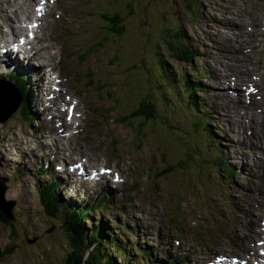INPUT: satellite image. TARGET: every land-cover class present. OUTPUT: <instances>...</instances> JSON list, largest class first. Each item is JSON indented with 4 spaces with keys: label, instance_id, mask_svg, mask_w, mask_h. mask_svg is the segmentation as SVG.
Wrapping results in <instances>:
<instances>
[{
    "label": "rangeland",
    "instance_id": "rangeland-1",
    "mask_svg": "<svg viewBox=\"0 0 264 264\" xmlns=\"http://www.w3.org/2000/svg\"><path fill=\"white\" fill-rule=\"evenodd\" d=\"M65 1L70 4L64 6L62 2L56 9L68 20L63 29H56L58 38L74 29L79 32L76 37L80 43L71 46L74 53L58 55L54 61H59L60 69L68 67V79L73 86H69L73 93L71 107L79 100L74 108L78 109L84 126L75 136L84 140V134H94L95 141L89 145L91 153L100 154L103 162L120 166L118 171L123 177L115 175L117 178H111L106 185L94 187L87 182L74 191L75 185L67 184V176L56 169L55 163L49 167L54 159L50 157V149L42 146L50 139L47 136L44 141L37 139L43 128L47 131L43 114L40 116L41 107L30 102L29 109L25 105L29 113L22 114L21 91L30 97V83L26 80L22 85L17 80L15 84L0 77L7 91L11 83L20 90L19 94L18 91L11 94L13 102L7 95L0 100L18 105L5 121L0 120V156L10 159L9 163L0 159V186L5 187L4 199L13 201L15 214L11 226L0 221V264H60L63 259L72 264L70 258L76 254L72 240L68 239L62 221L42 209L38 197L39 190L49 186L51 180L56 182L54 192L60 198L58 201L67 205L66 210L75 207L86 211L87 226L92 221L100 223L125 247L128 259L135 257L141 261L144 250L137 249L138 243L155 257L148 264H207V257L214 250L217 254L223 249L241 251L238 240L231 234L232 224L258 242L257 235L247 230L245 207L257 224V233L262 231L264 172L254 173L260 167L257 147L261 143L243 117L246 98L242 88L236 87L242 93L232 96L219 75L239 64L234 62L237 58L250 64L257 74L263 70L260 101L264 111V20H260L264 16V0ZM102 12L109 15L118 12L121 16L118 25L124 27L123 33L114 35L110 28L113 25ZM234 24L249 27L251 39H243V35L235 32ZM177 28L196 53L191 62L177 60L165 48L163 38L169 39ZM252 39L259 43L254 44ZM248 41L252 44L246 45ZM157 51L166 62L164 67L177 81L184 76L190 84L196 79L201 85L191 90L205 104V126L219 150L211 146L207 131L193 125L196 114L187 106V93L181 91V98L175 99L168 87L162 85L155 59ZM35 55L24 58L27 65L39 68L34 63L38 60ZM10 76L17 79L14 72ZM87 79L91 84H85ZM158 85H162L161 91ZM172 85L180 88L177 82ZM74 87L78 88L76 92ZM150 99H154L158 109L159 118L154 122L135 114L125 116L135 111L140 101ZM0 108L7 109L4 105ZM5 114L0 110L1 118ZM30 133L33 138H26ZM13 134L20 139L19 144L15 139L8 145L7 139L11 140ZM30 148L32 153L24 157ZM70 153L73 154L70 162L78 163V156ZM216 156L224 166L219 165ZM17 169L23 173L17 174ZM236 215L241 220L235 221ZM92 248L93 245L90 253ZM111 255L117 264L126 260L117 251Z\"/></svg>",
    "mask_w": 264,
    "mask_h": 264
},
{
    "label": "bare ground",
    "instance_id": "bare-ground-1",
    "mask_svg": "<svg viewBox=\"0 0 264 264\" xmlns=\"http://www.w3.org/2000/svg\"><path fill=\"white\" fill-rule=\"evenodd\" d=\"M62 2L64 3V6H68L70 4V2L65 1V0H59V1H56V0H0V4H1L0 5V77H5L8 80L14 81L15 84H17V80L22 85L24 81H25L24 84H26V80L30 83L32 92H31L30 97L28 95V98L26 99L27 107L29 109L28 103L30 102H31L30 105L35 104L36 107L37 106L41 107L40 116L43 114L42 121H43V124L46 125V130H47L45 131L43 128V132H40V134L38 135V138L37 137L36 138L44 141L45 140L44 137L47 136L48 139H50L49 141L44 142L42 146L43 148H47V150L50 149L51 151L50 157L54 159L53 161L49 162V167H51V165L55 163L57 165L56 169L61 170L67 176V179H68L67 184L75 185L73 187H74V191H76L84 187V185L87 182H90V184H92L93 187L97 185L99 186L100 184L106 185V182L108 183V181L111 180V178H115V179L117 178V176L115 177V175L122 176V174L121 172L118 171L120 166L111 165L110 163L107 162V160L106 162H103L102 156L100 154L91 153L92 150L89 145H91L95 141L94 134L92 133L84 134V140L77 139L75 136L76 133L78 132V129L81 130V128H83L84 126V122L81 119H79L80 114H79L78 109L74 108L79 105V100L73 105V108H72L71 105L73 102L70 98H71V95H73V93H70L69 91L70 80L68 79L69 75H67V70H66L68 67L67 68L62 67L60 69V66L58 64L59 61L55 62L54 58L56 59L58 55L61 56L64 53H68V55L70 53H74V49H72L71 46L72 45L76 46L78 43H80L79 37H78L80 35L78 31L74 29L71 30L69 28V30L71 31L66 33L65 37L60 36V40H59L58 38L59 34L57 35V32L60 28L63 29V27L65 26L63 23H65L66 19L64 20V18L61 16V13L56 12V9H57V6H59V4H61ZM3 6H6V9L2 8ZM35 11L38 12V15H35ZM76 17H79V16H76ZM260 20H264V16L261 17ZM3 24H5V27H6L5 29L3 28L4 27ZM57 28L59 29L56 30ZM232 28L235 29V32H238L239 35H243L244 37L243 39L245 38L247 39V37L251 39L250 36L252 34V30L249 27L244 26L242 24L241 25L234 24ZM7 34H10L9 38H7ZM260 34H258V36ZM76 35L78 36L76 37ZM25 40L30 44L33 52H35L39 56V59H41L38 61V63H36V64H41V67L34 68L32 66H29L27 65V61L24 57H19L17 54H13V49H11V47H17V50H18V47L22 48V46L25 44L24 43ZM252 41L254 40L252 39ZM19 43H20V46H19ZM253 43L258 44L259 41L258 42L254 41ZM16 44L17 46H15ZM247 44L251 45L252 42L248 41L246 45ZM26 49L30 50L28 46ZM238 56L235 55V57H238ZM247 58L248 57H245V59ZM234 62H239V64H235V66H232L231 68H229L228 73L225 72L223 75H219V76L221 80H223L225 84L224 85L225 88H228L227 92L231 94L232 96L238 97L237 95H240L242 93L237 88L239 89L242 88L241 90L245 93L246 104L242 106L245 109L243 117L247 118L248 126L252 127L251 131L255 132V135H257V138L259 139V143H261L260 148L256 146L260 153V160H259L260 167L254 173H258V171L264 172V113H263L264 111H263L262 101H260V99L262 100V98H260L261 96L260 94L263 92V83L261 80L263 70L261 71V73L257 74L250 64L244 63V61H239L238 58ZM65 64H68V63H65ZM22 67L25 68L24 72L21 71ZM42 71H45L46 74ZM13 72L15 73V77L17 79H12V77L10 76ZM89 75L90 74H88V76ZM72 81L74 80H71V82ZM259 81L261 85L259 84ZM90 82L91 81L87 79L85 81V84H88ZM13 84L11 83L10 86H8V91L10 95L12 93H16V91H18V94H19L20 90L18 89V87L16 88V86H14ZM238 84L240 85L239 87H238ZM70 87H73V86H70ZM74 89L76 92L78 88L74 87ZM86 91L87 90H85V92ZM34 92H35V95H34ZM258 93H259V97L256 96ZM21 94H23V92ZM86 98H89V97H86ZM80 100L82 99L80 98ZM70 108H71V111L69 112L68 109ZM246 109H248V113H246ZM26 116H27V112H26ZM1 127L2 126H0V128ZM31 133H34V132H31ZM31 133L28 134L26 138L32 139L33 138L32 136L34 135ZM10 137H11V140L7 139L8 145L11 144L12 140L15 141V139L17 143L19 144L18 140L20 139H18V136L16 134H13ZM6 148H8V146ZM20 151H24V149H21ZM30 152L32 153L31 148L28 149L26 153L24 152L25 154L23 153L24 154L23 156L26 157L28 153ZM70 152H74V154L78 156L79 158L78 163L70 162V160L72 159V155H73ZM30 157L32 160L34 156L31 155ZM0 159H3V161L7 163H9L10 161L9 157H4V156L2 157L0 156ZM255 162H257L256 159H255ZM182 165H185V164H182ZM98 167H100V170H98ZM18 172L23 173L22 171L17 169L16 173L18 174ZM24 175L26 176L27 174H24ZM48 185L54 187L53 191L55 190L57 186L56 182L52 180L48 183ZM44 187H48V186H44ZM69 187H72V186H69ZM63 190H65L66 192V188H63ZM109 190L111 189L108 188V191ZM62 192L63 191H61V194ZM38 197H39V194H38ZM8 204L10 206L11 214L14 218L15 214L12 211L14 204L12 202H8ZM87 209L89 210V207ZM90 209H92V207H90ZM245 209L247 212L246 219L249 223L248 225L249 227L247 230L254 232V234L257 235L256 237H258V242L254 241V238L251 236L250 233H249L250 236H246L244 234L245 231L243 232L242 228L237 227L238 226L237 224L236 225L232 224V227L230 228L231 234L235 236L236 240H238L239 244L237 246L239 248L240 247L242 248L241 251H238L236 249H234L233 251H229V250L225 251L223 249L221 253L217 254V253H214L216 251L214 250L211 256L209 257L206 256L207 261L209 262L207 264H255V262H257L258 264L260 263L264 264V228L262 231H259L257 233V224L253 222L252 217L248 216L250 214L247 211L248 209L246 207ZM260 216L261 215H259L257 218H259ZM13 218H9V219L6 218V219L12 221ZM237 220H241V216L236 215L235 221ZM6 225L11 226V224H6ZM130 230L132 231V229ZM136 246H137V249H139L138 243L136 244ZM152 256L153 255H149V263H152L155 260V257H152ZM253 257H256V261L254 262H253Z\"/></svg>",
    "mask_w": 264,
    "mask_h": 264
},
{
    "label": "trees",
    "instance_id": "trees-1",
    "mask_svg": "<svg viewBox=\"0 0 264 264\" xmlns=\"http://www.w3.org/2000/svg\"><path fill=\"white\" fill-rule=\"evenodd\" d=\"M101 14L102 15L104 14L105 18L113 25V27L110 28H112L111 31H114L113 32V34L115 33L114 35L123 33L124 27L122 28V25H118L121 22V16L118 12H113L110 15L104 12H102ZM178 29L179 28L173 31L174 35L172 34L169 36L167 35L169 39L163 38L165 48L169 51L170 55L174 54V57L177 60L191 62V58H193L196 55V53L192 48V46L185 42V36ZM155 59H156L157 68L159 69V75L161 77L162 85L165 84L168 87V90L172 92V95L174 96L175 99L181 98V93H183L181 91H185V93H187L186 95L187 106L190 109H192L196 114V120L193 122V125L196 128L207 131L209 137L211 138L210 140L212 141L211 146L214 147L216 150H219L220 147L217 144V141L213 139L209 127L207 128L205 126V122H204L205 116H203V111H204L203 109L205 104L199 98L197 99V97L193 95V92L191 90L193 88H197V87L199 88L201 87V85L197 84L196 79H194L190 84L188 78L184 76H181V80L177 81L172 76L169 69H166L164 67L165 61L164 59H162L158 51L155 52ZM175 82H177V84L179 83L181 89L173 87L174 85L172 84ZM162 85H158V87H160V91ZM203 87L202 89L204 90ZM19 88H20V84H19ZM26 99H27V95L22 94L21 100L24 106L22 108V114L25 116L27 112L25 107ZM134 114L143 116L145 120L148 119L153 120V122L154 119L159 118L158 109L155 108L154 99L140 101L136 110L131 111L125 116H129V115L132 116ZM216 159L217 161H219L220 166L225 165V163H223L220 157L216 156ZM53 189H54L53 186H48L39 190L40 202L42 204L43 210L47 214L59 218V220L62 221V226L68 234V239L72 240L71 246L74 248L73 250L75 251L74 253H76L74 255L73 252H71L72 250L70 251L73 254V258H70L72 260L71 261L72 264H117L116 260L111 255L114 251H117L122 257L126 259L124 264H140V262H142V264H145L147 261H149L150 251L146 250V248H143L140 244L138 250L141 249L144 250V253H141L142 254L141 261H137V258L135 257H130L131 259H128L127 251H125V247L120 243V241L116 238V236H111V233L109 231H106V229H104V227L100 223L94 224L92 221V225L87 226L86 222L88 219H86V217H89L87 212L82 210L79 211L75 207L66 210L67 205L60 204V201H58V199L60 198L53 191ZM54 193L57 196H55ZM0 221L6 224H12V221L6 219L1 211H0ZM92 245L93 248H92V252L90 253L89 250ZM86 252H87V257L85 258L84 255L86 254ZM66 262L67 259L65 260L63 259L60 264H67Z\"/></svg>",
    "mask_w": 264,
    "mask_h": 264
},
{
    "label": "water",
    "instance_id": "water-1",
    "mask_svg": "<svg viewBox=\"0 0 264 264\" xmlns=\"http://www.w3.org/2000/svg\"><path fill=\"white\" fill-rule=\"evenodd\" d=\"M2 80H0V100L4 97V95L8 96V100L11 99L12 100V95H10V93L7 91V87L2 85ZM2 101V100H1ZM18 103V100L15 101ZM0 105H4L5 107H7V109L4 108H0V110L2 111V113L5 111V116H2V118L0 117L1 121H5L17 108L18 105H13L11 103H0ZM5 187L4 186H0V211L5 215L6 218H13L12 214H11V210H10V206L8 204V202L3 198V192H4ZM13 203V201H12ZM14 204V203H13Z\"/></svg>",
    "mask_w": 264,
    "mask_h": 264
}]
</instances>
